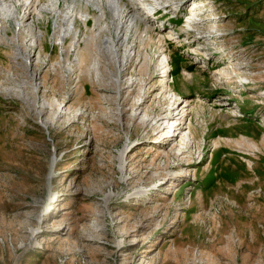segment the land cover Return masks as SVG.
Here are the masks:
<instances>
[{"label": "rangeland", "instance_id": "obj_1", "mask_svg": "<svg viewBox=\"0 0 264 264\" xmlns=\"http://www.w3.org/2000/svg\"><path fill=\"white\" fill-rule=\"evenodd\" d=\"M47 1L0 0V264H264V0H123L116 63Z\"/></svg>", "mask_w": 264, "mask_h": 264}, {"label": "bare ground", "instance_id": "obj_2", "mask_svg": "<svg viewBox=\"0 0 264 264\" xmlns=\"http://www.w3.org/2000/svg\"><path fill=\"white\" fill-rule=\"evenodd\" d=\"M14 1L19 2V0H14ZM62 1H63V3H67V2L71 3L67 7L66 13L63 14L64 15L63 18H65V20H67V23L70 25L69 28H67V30L69 31V30L74 29V34H76L75 20H76V14L78 13L77 11H78L79 7L85 6L83 8L84 10L83 11L80 10V12L78 13L79 17L82 19V22L84 24L89 20L90 17L91 18L93 17L94 21L96 23H98L101 20H103V16L106 13L105 12L106 9L110 12V14H111L110 24L109 25L104 24V25L106 26L107 31H109V32L111 31L110 29L112 28V30L114 31V35H115V40L113 37H110L109 38L110 43L107 44L108 42H105V44H107L106 45L108 48L107 52L112 56L115 63H116V57L114 56V54H116V52H118L117 48H122L125 44L129 43L130 37H133L137 33L138 34L140 33V28H139V25H137L136 16L133 13L126 11V6L123 3V0H104L103 5L99 0H92V5L95 7V10L98 13L97 18H95L94 15L91 16L87 10L86 6H88V4H90V0H62ZM133 1H134V3H132L133 6L140 5V7L138 9L143 8V9L147 10V12H150L152 14L154 13V11L156 9V7H148L151 5L156 6L157 5L156 0H133ZM146 1H147V3H146ZM21 4H22L23 9L25 11L24 16L27 17L28 15L36 13L37 6L39 4L41 5V0H22ZM57 4H58V0H48L46 3L42 4V6H43L42 10L43 11L49 10V12H54L56 10ZM12 10H16V7L14 4H12ZM94 14L97 15L96 13H94ZM24 16H22V18H21L22 23H24L23 22ZM39 16H42V14L39 13ZM124 16H125V19H124ZM124 22H127L129 24L124 26L123 25ZM56 23H57V21H56ZM188 23L189 24L187 26L190 27L191 26L190 21ZM109 26H111L110 29H109ZM25 27H26V29L28 28V31L31 34V28L29 26H25ZM84 27L86 28V25H84ZM67 30H66V33L63 32V34H62L61 39L63 41L65 38V35L68 32ZM144 31L146 32V28ZM164 103H167V101H165ZM160 121H161V118H159L156 123H158ZM173 134H175L174 130L172 131V136H173Z\"/></svg>", "mask_w": 264, "mask_h": 264}]
</instances>
